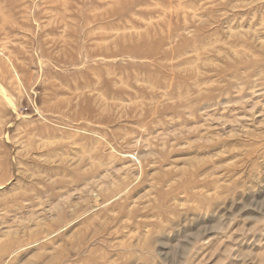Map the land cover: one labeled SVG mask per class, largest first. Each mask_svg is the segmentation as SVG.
Listing matches in <instances>:
<instances>
[{"label":"rangeland","instance_id":"obj_1","mask_svg":"<svg viewBox=\"0 0 264 264\" xmlns=\"http://www.w3.org/2000/svg\"><path fill=\"white\" fill-rule=\"evenodd\" d=\"M0 264H264V0H0Z\"/></svg>","mask_w":264,"mask_h":264}]
</instances>
